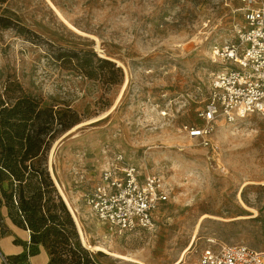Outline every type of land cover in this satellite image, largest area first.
<instances>
[{
    "label": "rangeland",
    "instance_id": "1",
    "mask_svg": "<svg viewBox=\"0 0 264 264\" xmlns=\"http://www.w3.org/2000/svg\"><path fill=\"white\" fill-rule=\"evenodd\" d=\"M244 6L241 0H0V99L28 96L58 117L39 161L55 189L44 200L59 197L74 224L72 238L93 263L137 264L121 254L173 264L191 243L180 264L222 243L264 250V116L219 119L209 145L184 129L202 124L198 112L224 69L212 48L234 39ZM115 153L142 178L158 176L166 191L153 230L118 233L83 201ZM50 169L76 199L88 243L109 252L82 243ZM14 189L10 179L0 182V237L18 243L15 232L24 229L31 238L32 231L19 225L17 198L3 195ZM39 247L45 248L31 244L18 264H29ZM4 258L0 250V264Z\"/></svg>",
    "mask_w": 264,
    "mask_h": 264
},
{
    "label": "built area",
    "instance_id": "2",
    "mask_svg": "<svg viewBox=\"0 0 264 264\" xmlns=\"http://www.w3.org/2000/svg\"><path fill=\"white\" fill-rule=\"evenodd\" d=\"M243 22L234 39L214 45L212 53L224 69L210 84L209 96L198 112L202 124L185 126L190 138L209 145L219 119L232 122L255 113L264 116V3L241 0ZM115 153L108 166L83 195L93 215L118 233L153 230L154 212L167 195L158 176L145 175ZM4 262L9 264L7 258ZM193 264H264V250L222 243L204 249Z\"/></svg>",
    "mask_w": 264,
    "mask_h": 264
},
{
    "label": "trees",
    "instance_id": "3",
    "mask_svg": "<svg viewBox=\"0 0 264 264\" xmlns=\"http://www.w3.org/2000/svg\"><path fill=\"white\" fill-rule=\"evenodd\" d=\"M98 60L112 64L104 58ZM5 98L0 99V182L4 179L13 182V193L3 195L8 200L17 198L21 212L19 225L32 231L28 244L44 245L50 256L47 264H95L72 238L74 224L66 207L56 202L59 197L48 196L44 200L45 192L55 193V189L39 161L48 148L45 138L53 136L58 117L31 97L21 96L14 101ZM8 258L18 264L25 255Z\"/></svg>",
    "mask_w": 264,
    "mask_h": 264
},
{
    "label": "bare ground",
    "instance_id": "4",
    "mask_svg": "<svg viewBox=\"0 0 264 264\" xmlns=\"http://www.w3.org/2000/svg\"><path fill=\"white\" fill-rule=\"evenodd\" d=\"M101 56H103V55L101 54ZM223 123H224V121L221 120L220 124H223ZM188 145H190V144H187V146H188ZM50 170H51V175H52V177H53V179H54V181H55V183H56V185H57V188L59 189V192L61 193V195H62V197H63V200H64L65 204L67 205V207H68V209H69V211H70V213H71L73 219L75 220V223H76V226H77V229H78V232H79L80 239H81L82 243H83L85 246H87L89 249L97 250V251L101 250V251L109 252V251H108L103 245H101V244H92V243H88V241H87V237H86L85 234L83 233L82 227H81L80 222H79V219H78V213H79V210H78V207H77V205H76V203H75V201H74V200H76V199L73 200L74 197H73V198L70 197V196H69V195H68V194L62 189V187L59 185V183H58L56 177L54 176V173H53L52 169H50ZM247 183H254V182H253V181H247L246 184H247ZM261 184H264V182H261ZM240 202L242 203V205H243V207H244L245 209H248V206L242 201L241 198H240ZM239 217H240V218H247L248 216H247V215H243V216H239ZM191 247H192V243H191V244H190V245L184 250V252L181 254V256L179 257V259H178L175 263H173V264H180V263L183 261L184 257L189 253ZM112 254H114V253H112ZM118 256H120V257H122V258H124V259H126V260L132 261V262H134V263H137V264H145L142 260H139L138 258H136V257H134V256L121 255V254H119Z\"/></svg>",
    "mask_w": 264,
    "mask_h": 264
},
{
    "label": "crops",
    "instance_id": "5",
    "mask_svg": "<svg viewBox=\"0 0 264 264\" xmlns=\"http://www.w3.org/2000/svg\"><path fill=\"white\" fill-rule=\"evenodd\" d=\"M16 236H19L20 242H15L14 237L1 236L0 237V250L1 253L7 256H15L25 254L28 246L27 238L30 237L29 233L23 229L22 233L15 232ZM49 253L45 248L39 247L37 252L29 254L27 262L29 264H47L49 261Z\"/></svg>",
    "mask_w": 264,
    "mask_h": 264
}]
</instances>
